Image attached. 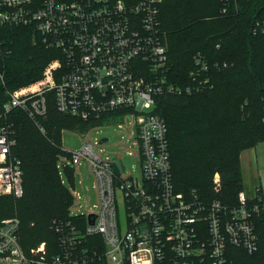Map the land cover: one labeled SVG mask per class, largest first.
I'll use <instances>...</instances> for the list:
<instances>
[{"label":"built area","instance_id":"2783aa9c","mask_svg":"<svg viewBox=\"0 0 264 264\" xmlns=\"http://www.w3.org/2000/svg\"><path fill=\"white\" fill-rule=\"evenodd\" d=\"M162 4L163 0H0V27L32 28L36 43L60 53L40 79L8 94L5 114L19 109L38 125L50 105L84 122L113 114L131 116L143 170V181L123 178L115 161L96 154L88 141L82 150L70 153L64 166L90 163L97 178L98 210L76 216L83 228L73 223L56 226L59 249L53 254L45 243L26 251L18 235L20 220H3L0 264H228L229 244L249 254L258 251L255 220L264 215L263 190L240 192L231 207L176 192L168 127L153 111L160 94H191L201 88L181 89L167 82L168 48L160 38ZM254 32L264 34V21L256 23ZM195 64V79H200L208 66L201 55L195 56ZM16 144L11 126L1 124L0 196L23 195L21 162L12 155ZM133 156H122L124 165L130 158L128 170ZM221 187L216 173L213 189L219 192Z\"/></svg>","mask_w":264,"mask_h":264},{"label":"trees","instance_id":"16d2710c","mask_svg":"<svg viewBox=\"0 0 264 264\" xmlns=\"http://www.w3.org/2000/svg\"><path fill=\"white\" fill-rule=\"evenodd\" d=\"M262 21L264 0H163L160 38L168 48L167 82L181 89L201 88L191 94H160L153 111L168 127L177 193L231 207L245 191L241 156L264 143V34L254 32ZM36 39L32 28L0 27V125H10L14 132L12 155L21 162L23 186L20 198L0 196V223L19 219L23 248L45 243L53 254L59 249L56 226H84L71 215L73 194L62 180L60 160L70 154L61 135L64 130L88 131L92 122L61 114L53 105L39 125L19 109L5 114L8 94L40 79L46 65L60 56ZM196 55L208 66L200 77L206 84L195 79ZM216 173L219 192L213 189ZM255 226L258 251L249 254L229 244L228 264H264V215Z\"/></svg>","mask_w":264,"mask_h":264},{"label":"rangeland","instance_id":"374dc122","mask_svg":"<svg viewBox=\"0 0 264 264\" xmlns=\"http://www.w3.org/2000/svg\"><path fill=\"white\" fill-rule=\"evenodd\" d=\"M137 128L131 116L113 114L92 123L88 131L64 130L61 135L63 149L70 153L80 151L90 141L94 145V152L103 159L115 161L121 169L123 178L132 176L135 180L143 181L142 160L139 147L136 144ZM106 143L98 146L103 140ZM133 152L132 168H128L122 161V156ZM69 158H61L62 180L69 190L76 196L71 208L72 216L89 215L96 212L100 205V197L96 187L97 178L90 163L86 160L81 165H70L67 170L64 166ZM243 187L248 194H254L257 188L264 192V143L245 151L241 156ZM119 193V192H118ZM123 220V211L120 210Z\"/></svg>","mask_w":264,"mask_h":264},{"label":"water","instance_id":"95a60500","mask_svg":"<svg viewBox=\"0 0 264 264\" xmlns=\"http://www.w3.org/2000/svg\"><path fill=\"white\" fill-rule=\"evenodd\" d=\"M107 141H108V139H103V140L101 141V144L106 143ZM125 165H126L127 168L130 167V158H128V157L125 158ZM115 172H116L117 174L120 173V172H119V168H118V166H115ZM92 223H93V222H92Z\"/></svg>","mask_w":264,"mask_h":264},{"label":"bare ground","instance_id":"6f19581e","mask_svg":"<svg viewBox=\"0 0 264 264\" xmlns=\"http://www.w3.org/2000/svg\"><path fill=\"white\" fill-rule=\"evenodd\" d=\"M101 143V142H100ZM120 172V171H119Z\"/></svg>","mask_w":264,"mask_h":264}]
</instances>
